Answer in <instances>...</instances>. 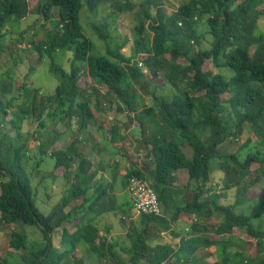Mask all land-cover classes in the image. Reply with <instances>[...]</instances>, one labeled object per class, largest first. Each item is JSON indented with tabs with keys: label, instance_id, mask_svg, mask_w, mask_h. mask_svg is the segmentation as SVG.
<instances>
[{
	"label": "trees",
	"instance_id": "trees-1",
	"mask_svg": "<svg viewBox=\"0 0 264 264\" xmlns=\"http://www.w3.org/2000/svg\"><path fill=\"white\" fill-rule=\"evenodd\" d=\"M100 1L42 2L35 9L46 24L40 25L42 37L36 31L34 36L39 40L33 41L32 46L40 56L49 57V72L57 80L53 101L61 120H76V133H82L93 117L87 97L96 100L98 96L106 97L100 93L101 88L116 99L118 112L128 110L137 115L135 120L143 136V119L157 112L160 125L157 123L150 139L145 137L149 140L139 142L145 145V155L150 161H143L141 168L129 167L121 182L127 191L130 177L149 180L157 194L160 212L141 214L131 220L127 232L129 246L123 249L125 256L114 250L112 242L103 239L98 229L91 222L85 224L84 220L94 206H98L95 217L105 212L108 205L113 206V197L108 192L114 190L117 172L113 171L112 181L98 182L97 194L84 211L80 212L78 206H69L83 191L79 186L82 183L79 171L70 169L74 157L78 156L77 138L65 150L51 153L54 158L52 176L69 179L73 174L74 182L50 211L41 212L35 205L33 174L27 171V163L23 161L34 135L20 131L21 123L30 115V107H38L30 100L32 97L16 106L15 95H12L0 102V231L21 222L36 227L42 236L40 240H33L24 232L10 229L7 247L19 254L20 264H61L65 259L70 264H86L77 250L81 241L102 264H245L244 259L250 256L247 246L240 243L241 249H231V245H238L234 230H240L256 241L255 254L247 260L248 264H264V229H257L252 223L253 219L264 215V187L259 190L249 214L235 211L246 200L248 188L253 184V179L245 180L252 163L258 165L257 173L264 182V34L256 32L257 21L264 14V0H185L170 14L164 11L161 0H110L116 16L138 8L131 39L134 53L129 56L121 51L128 39L115 45L109 43L106 23L92 27L97 37L108 43L107 53L92 54L93 43L83 31L80 12L84 5L94 12ZM53 10L57 12L51 26L48 21L53 17ZM30 12L28 0H0V39L11 23L26 19ZM199 23L207 25L211 36L208 47H201ZM1 45L0 42V52ZM59 50L72 52L68 68L54 60L53 55ZM133 55L137 60H133ZM138 58L158 88L164 81L155 78L161 69L167 68L166 82L177 91L166 97L152 90V106L137 101L132 86L144 84L140 81L145 76L138 66ZM2 78L0 76V94L3 96L10 86L2 84ZM88 80L94 85L89 92ZM25 85L18 90L38 92ZM224 94H228L226 99H222ZM95 105L98 110L107 106L98 102ZM13 107H16L14 111ZM10 114L7 121L6 116ZM41 116L38 114L35 119ZM5 121L17 130L16 138L2 129ZM246 125L256 138L254 145L250 136L243 138ZM38 126L42 127L43 123ZM200 131H206L207 135L200 137ZM228 139L240 141L237 150L220 152V145ZM184 145L191 147L190 157L183 152ZM211 159L218 160L223 173L222 190H235L231 203L218 201L225 193L217 194L219 185L211 176ZM39 165L40 162H36L35 168ZM179 170L186 171L188 178L183 204L179 202L180 189L175 174ZM116 208L124 219H130L129 210H133L130 200ZM212 217H218L220 222L213 227L214 236L208 237L203 232L208 230V220ZM75 220L76 230L64 226ZM152 226L159 235L169 233L171 240L180 234L178 242L151 240ZM56 235L58 245L54 244ZM199 250H205L206 255L213 253V260L207 262L205 255L199 257ZM0 264L16 263L10 262L4 256V249H0Z\"/></svg>",
	"mask_w": 264,
	"mask_h": 264
},
{
	"label": "rangeland",
	"instance_id": "rangeland-1",
	"mask_svg": "<svg viewBox=\"0 0 264 264\" xmlns=\"http://www.w3.org/2000/svg\"><path fill=\"white\" fill-rule=\"evenodd\" d=\"M46 0H28L29 8L31 9L30 14L28 17L24 20H21L19 22H13L10 24L7 30H5V35L0 39L2 50L0 52V76L2 78V84H9L8 91L5 90L6 95L0 94V102H4L3 99H8V97L15 95L14 104L19 105L27 102L26 100L29 97H32L30 100H33V104L39 103L41 100L44 99L46 96H53L55 92V87L57 85L56 78L49 72V65H50V59L46 54H43L42 56L39 55V52L33 48L32 42L39 40V37L34 36L37 35L36 31H39L38 35L42 37L43 31L40 30V25L42 23H45L40 17V14L36 12V6L41 5L42 2ZM110 0H101L98 3V6L94 12L89 11L86 6L81 9L80 12V23L83 28V31L85 35L89 37V39L93 43V50L92 54L95 55H102L103 52H105V44L104 41L102 42L99 37H97V33L93 29V25L100 24L99 26L103 25V23H106L107 25V31L109 32L110 38L109 43H112V45H115L117 43H121L126 39H128V44H126L124 51L126 54L131 55L134 53V48L132 47L133 43L131 41L134 33H135V24H136V16L138 14V8L130 11L125 12L124 14H118L117 16L112 13V5L109 3ZM162 1V7L164 8V11L166 14H170L173 11V6L178 7L180 4H182L185 0H161ZM139 2V0H138ZM262 7V6H261ZM56 10H53V17L49 22L51 26L54 25V20L56 19ZM114 19V20H113ZM46 24V23H45ZM207 25L205 23H199L197 25V32L199 35L202 36L201 38V47H208L209 42L211 40V36L208 34ZM256 32H260L264 34V14L258 19L257 21V27ZM106 43V42H105ZM108 44V43H106ZM195 46V44H194ZM69 52V53H68ZM72 52L69 50H59L54 53L53 57L54 60L61 64L62 66L66 67V65L69 62L68 56ZM134 56V55H133ZM137 57L134 56V59ZM181 62L185 65L186 61L181 60ZM211 66L212 64H208ZM81 66V65H80ZM208 67V66H207ZM211 68V67H210ZM167 68H163L159 72V76L155 79L159 81V79H162L164 81V84L158 88L156 86V82L152 80V76L149 74L148 71H144L145 76L140 81L144 84H133L132 89L137 93L138 97L141 96L139 100L143 101L147 105L152 106V98L149 93L155 92L156 95L171 96L174 92L177 91L175 87H172L170 84H167L165 74ZM160 82V81H159ZM24 83H26V88H36L38 89V92L36 94H32V92L27 93L24 90H18V88H21L20 86H23ZM152 85L150 86L149 84ZM12 85V86H11ZM142 85V86H140ZM146 85V86H145ZM150 86L152 89L144 91L143 88ZM88 87V91L92 87L90 83L86 85ZM149 87V88H150ZM100 93L102 95H105L107 98H105V103L108 107L110 106L109 101H111L113 98L112 95H107L106 89H99ZM2 91V90H1ZM0 91V93H1ZM4 91V90H3ZM31 91V90H30ZM159 97V96H158ZM228 97V94L222 95V99H226ZM103 99V98H102ZM103 104V105H104ZM55 105L53 102L52 106ZM5 106V105H3ZM12 109V108H11ZM16 107H13L12 111H14ZM37 114L39 111V107H33L31 106L29 109L30 115L27 116V119L24 120V123H21L20 131L22 133L28 132L29 134L34 135L33 139L31 141H35L34 143L38 142V127L37 120L35 119L36 115L32 117L31 112ZM35 111V112H34ZM10 116H6V120L9 121ZM59 110L57 109V115L56 117H60ZM13 117V116H12ZM146 118V117H145ZM106 128H103L101 131L98 132V138L96 139H89L88 145L91 147L93 144H95V140H98L100 142H97L98 144H105L106 141L108 142V135L105 132V129L108 130V124H105ZM37 128L35 131L34 129ZM2 129L8 133L9 136H13L14 138L17 137V130L12 127L10 123L7 124V122H4V126ZM91 129V128H90ZM110 131L108 130V133ZM200 137H205L207 135L206 131H200L199 132ZM250 136L253 141L252 144L256 142V138L253 135V133L250 131L249 126H245V133L243 134V138ZM129 141V140H127ZM240 144V141L234 140V139H228L223 144L220 145L219 151L220 152H234L237 150L238 146ZM131 143L129 141L128 147H130ZM183 152L186 156H191L192 149L188 145H184L182 147ZM248 150V149H247ZM94 152V150L92 149ZM245 153V152H244ZM42 158V160H41ZM242 158V157H241ZM41 160V161H40ZM23 161L26 164L27 171L31 173V185L33 186L35 190V205L36 207L43 213H47L51 207L54 205L57 199L55 197L59 196V190L63 191V187L59 186V179H54L51 175V177L43 178V173L48 170L53 169V158H50L48 156H40L39 152L36 148L28 150V153L23 158ZM36 162H40L39 167L35 168ZM209 168L211 171V176L213 179V182L216 185H219L221 188L219 193L214 191L217 194L225 193L224 196H222L218 201L221 203H231L235 199V190L230 191H223L222 185H223V173L220 170L219 162L216 159H211L209 161ZM258 165L256 163H252L250 166V172L245 177V180H251L253 184L248 188L247 191V198L235 209L237 213L242 214H249L251 211V208L253 204L255 203V198L258 195V192L260 189L264 187V182L262 177H260L257 173ZM117 183L115 186V189L118 187L122 188L121 186V180L117 179ZM181 183L183 182L182 179L179 180ZM192 188V185L191 187ZM212 192V193H214ZM51 193L52 196H50V201L47 203L45 194ZM54 193V194H52ZM185 195V190L180 189V196L179 201L183 204L184 202V196L182 198V195ZM50 206V207H48ZM47 211V212H46ZM140 215H137L133 210H129V217L130 219H124L120 213L116 211H112L111 214H108L106 212H103L101 215L97 216L95 220L93 221V225L98 229V235H100L103 239H107V242H112V246L114 250L121 253L122 256H125V253L123 249L127 248L129 246V240L127 238V235L125 234L127 227H130V221L135 220ZM181 219V218H180ZM210 220V224L207 225L208 231L211 233V237L214 236V233L212 232L214 225L220 222L219 218L212 217ZM253 225L257 229H264V215L260 218H256L252 220ZM123 226L121 229H123L119 234L116 232L118 226ZM110 227L111 230L114 229V232L112 231H106V228ZM12 228H14L16 231L24 232L26 233L30 239L33 240H40L41 239V232L34 226L26 225L21 222L15 223ZM151 235L150 237L153 240H166L168 241L169 237L166 233L164 234H156V229L153 228L150 229ZM118 236V237H117ZM233 237H235L236 241L238 242V245H231V249L239 250L242 246H247V250L249 251V258L244 259L245 264H248L249 259H252L251 256L254 253L255 250V243L256 241L240 230H234ZM225 238V236H224ZM58 240V238L54 239V242ZM245 242L246 244L242 243ZM80 243H83L82 241ZM78 243L77 250L81 251L84 249H87V247L83 246ZM241 243V244H240ZM88 250V251H87ZM83 250L82 257L86 260V264H102V261L96 257V255L93 254V252L90 249ZM8 250L4 252V256H6L9 259V256H7ZM77 253V252H76ZM206 251L205 250H199L197 255L198 256H204L206 257ZM19 255V254H18ZM75 255V253H74ZM244 256H248L247 254H244ZM20 258V257H19ZM210 258H214V256H211ZM245 258V257H244ZM16 260V261H15ZM18 261L17 256H13V259H11L12 263H16ZM20 261V260H19ZM17 264V263H16ZM61 264H70V261L67 262V259L63 261Z\"/></svg>",
	"mask_w": 264,
	"mask_h": 264
},
{
	"label": "crops",
	"instance_id": "crops-1",
	"mask_svg": "<svg viewBox=\"0 0 264 264\" xmlns=\"http://www.w3.org/2000/svg\"><path fill=\"white\" fill-rule=\"evenodd\" d=\"M172 8L174 11L176 10L177 6L176 8L175 6H173ZM101 41L103 42V40ZM104 44L106 47L107 44L105 42ZM124 48L125 47H123L121 51L124 54H126V52L124 51ZM106 53L107 52L105 48V52H103L102 55H105ZM126 56H129V55L126 54ZM70 58H71V54H69L67 58L69 59V62L66 65L67 68L70 63ZM108 58L113 59L110 56H108ZM133 60H134V57H133ZM82 70L85 71L84 66L82 67ZM81 74L84 75V73H81ZM87 83H90L91 86H94L89 80L87 81ZM147 90H150V88H147ZM149 94L151 95V98H152V92ZM140 97H141L140 95L139 97L137 95V101L139 102L141 101L139 100ZM53 98H54V95L46 96L44 97L43 100L37 103V107H39V111L35 115H38V114L42 115L37 120V124L40 125L42 122L43 126L42 127L38 126V129H37L38 130L37 135L39 137L38 142L34 143L35 141H31L30 145H27L26 152L28 153V150L36 148L40 156H44V157L48 156L52 158L51 153L53 151L65 150L75 138L78 139L77 140L78 144L75 145V150L77 151L78 156L74 157V160L71 164L70 169L72 172L75 169L79 171L80 180L82 182V183H79V186L81 187L83 191L79 193L75 199H72L70 201L69 206L70 207L78 206L81 212L85 210V208L90 202L89 200L93 199L95 197V194H97L98 182L108 183L112 181V174L114 171V172H117V175H116V183H117L118 181L117 179L122 180L123 176L126 173V170L129 167L137 166L141 168V166L143 165V161L146 163L150 161V158L145 155L146 153L145 145L140 144L139 142L141 140L144 142L150 139V137L152 136V134H154V131L156 130L155 127L160 125V118L157 117V112L155 111V113H153L154 115L151 114L143 119V126H142L144 127V133H143L144 136H143L140 130V126L138 122L135 120L137 115H135V113L133 112H129L128 110H123L121 112H118L115 109L114 101L116 99L114 100V97H112L113 99L109 101V103H111V107L109 108L105 107L103 108V110H98L95 104L97 102L100 104L102 103L104 104L105 98L107 97L103 98L101 96H98V100H96L93 97H90V98L87 97L89 99V102L91 103L90 105L92 107L93 117L90 120L87 128L82 133H76V128H77L76 122H75L76 120H72V119H65V120L62 119L61 120L60 117L58 118L56 117L55 112L57 113V107H56V104L52 106L54 102ZM143 105L151 106V105H147L146 103H144ZM43 108H44V112H42ZM105 124H108V130L110 131L108 133V130L105 129V132L108 135L107 137L108 142L106 141L105 144H98L97 142H100V141L95 140L94 141L95 144L89 147L88 145L89 139L98 138V132L101 131L103 128H106ZM145 137H148L149 139ZM127 140H129L131 143L130 147H128L129 141ZM92 149L94 150V152L92 151ZM135 159L138 160L137 164L135 163ZM53 166H54V158H53ZM52 171L53 170L45 171L43 173L42 179L45 177L46 178L51 177ZM175 174L178 178L177 184L179 186V189H184L186 191V184L188 181L186 171L179 170ZM57 178L59 179V186L63 187V191L59 190V196L55 197L57 199L56 201H60L62 196L66 193L67 189L71 187L72 183L74 182V178H73V174L69 177V179H64L61 176H57L54 179H57ZM180 179H182L183 181L182 183L179 181ZM121 186H122V182H121ZM116 188L117 189H115L114 187L113 192H108V194L113 197V206L108 205L107 206L108 208L105 210V212L108 214H111L112 211H116L120 213L121 215L120 210H118L116 207H118V205L120 204H125L126 202H129L128 200L129 198L127 195L126 188H124L123 186L122 188L121 187L119 188L118 185ZM50 196H52L51 193L45 194L47 203L50 201V198H51ZM183 196L184 194L182 195V198ZM56 203L57 202H55L54 205ZM93 209H94L93 211H90L85 215V220H84L85 224H88L90 222L92 224L94 223L93 221L96 218L94 211L98 209V206H94ZM75 222L76 220L73 221L72 223L66 222L64 226L67 229L74 231L76 230ZM78 222L81 223L80 220ZM208 222L210 223V220H208ZM136 224L137 222H135V225ZM13 225L14 224L3 227L2 230L0 231V249H4V252H6V250L9 251L7 252V256H9V259L8 258L7 259L10 262H11V259H13V256H17L18 261L16 263L20 264L21 262L19 261L20 260L19 255L17 253H14L9 247H7V243L9 240L8 230L14 229L12 228ZM121 227L123 226L121 225L117 227L116 232L118 234L120 232ZM151 228L155 230L153 226ZM173 229H175V227H173ZM108 230L114 232V229L111 230L110 227H108ZM122 230L123 229H121V231ZM129 230H130V227L128 226L125 232L126 235ZM155 233L159 234L158 231H156ZM203 233H205V235H207L208 237H211V233L208 230L204 231ZM162 234L164 233H161V235ZM166 234L169 237L168 241H173L174 243L178 242L180 234L176 236L175 238H173L172 240H171V235L169 233H166ZM55 238H58V236L56 235L54 239ZM150 239L153 240L151 237ZM58 243H59V240H56L54 242V244H57V245ZM80 244L81 245L83 244V246L87 247V245L84 242ZM87 249L83 248V250H87ZM83 250H81L80 252L82 253ZM211 256H214V254L211 253L210 255H206L204 260L207 262L212 261L213 258H210Z\"/></svg>",
	"mask_w": 264,
	"mask_h": 264
},
{
	"label": "built area",
	"instance_id": "built-area-1",
	"mask_svg": "<svg viewBox=\"0 0 264 264\" xmlns=\"http://www.w3.org/2000/svg\"><path fill=\"white\" fill-rule=\"evenodd\" d=\"M137 62L141 69L147 71L139 58ZM220 188V186H217L218 190H220ZM127 193L132 208L137 215L158 214L160 212V204L157 194L151 187L149 180L136 176L130 177L127 186Z\"/></svg>",
	"mask_w": 264,
	"mask_h": 264
}]
</instances>
